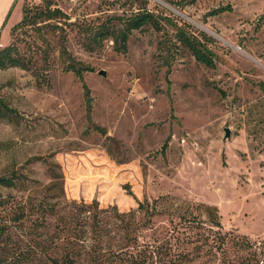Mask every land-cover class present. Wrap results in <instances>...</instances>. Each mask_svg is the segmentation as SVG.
Returning a JSON list of instances; mask_svg holds the SVG:
<instances>
[{
	"label": "rangeland",
	"instance_id": "1",
	"mask_svg": "<svg viewBox=\"0 0 264 264\" xmlns=\"http://www.w3.org/2000/svg\"><path fill=\"white\" fill-rule=\"evenodd\" d=\"M24 5L58 7L68 18L12 34ZM144 8L160 25L134 30L126 53L112 40L89 44L92 27ZM177 26L214 39V67L178 41ZM12 44L26 66L0 68V98L14 109L0 105V173L46 182L48 157L61 164L70 200L129 211L169 195L217 207L222 246L201 209L188 214L201 227L162 215L157 235H171L186 264H264V0H0V49ZM71 58L88 67L83 80L66 68ZM22 196L0 186V264H38L25 250L53 232L33 218L11 221Z\"/></svg>",
	"mask_w": 264,
	"mask_h": 264
},
{
	"label": "trees",
	"instance_id": "2",
	"mask_svg": "<svg viewBox=\"0 0 264 264\" xmlns=\"http://www.w3.org/2000/svg\"><path fill=\"white\" fill-rule=\"evenodd\" d=\"M231 6L214 9L211 14L230 10ZM62 9L46 6L44 9L24 5L22 19L12 28V34L20 28L29 25L37 26L52 19L68 18ZM118 23L111 19L109 23H101L92 27L90 43L102 44L106 40L113 41L117 52L126 53L130 35L134 30L141 29L147 24L159 26L161 19L154 12L144 8L129 16H119ZM41 26V25H40ZM177 39L184 45L195 59L208 67L215 66V54L207 41L214 39L204 34L201 38L188 31L185 26H177ZM64 54L68 50L63 47ZM69 58V57H68ZM21 66L26 63L19 56L14 44L0 49V68ZM66 68L73 70L83 80L84 70L88 67L80 62L69 60ZM85 85V98L90 105V90ZM264 90V82L261 83ZM0 105L13 112L5 101L0 98ZM94 127L102 133L106 130L98 125ZM167 142L161 151L167 149ZM46 165L48 181L30 177L19 170L0 173V186L17 189L22 192L21 200L15 201V211L11 221L23 224L27 218H33L34 226H44L53 232L44 239L37 238L25 250V255L38 264H186L188 254L176 251L171 242V235H157L155 219L162 215L170 218L173 224L174 216L179 217L175 225L185 223H203L200 218H189L193 209H201L207 213L213 227L220 228L218 241L220 246L226 240V233L221 231V222L217 207L208 205H191L179 203L169 195L153 199L145 198L129 211H120L116 205L102 207L96 199L91 201L69 199L65 191V175L61 164L48 157L41 158ZM5 200L0 197V208L5 209ZM53 218V222L50 221ZM7 228L0 226L1 235ZM204 237V236H202ZM32 241L34 239H31ZM243 239L240 246H244ZM58 249L64 250L61 258L49 255Z\"/></svg>",
	"mask_w": 264,
	"mask_h": 264
},
{
	"label": "water",
	"instance_id": "3",
	"mask_svg": "<svg viewBox=\"0 0 264 264\" xmlns=\"http://www.w3.org/2000/svg\"><path fill=\"white\" fill-rule=\"evenodd\" d=\"M230 135V132L228 129H226V137H228Z\"/></svg>",
	"mask_w": 264,
	"mask_h": 264
}]
</instances>
